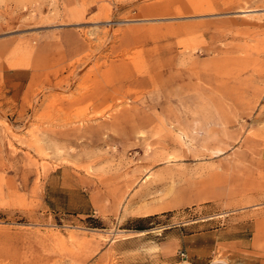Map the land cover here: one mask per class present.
I'll return each mask as SVG.
<instances>
[{
    "label": "rangeland",
    "instance_id": "obj_1",
    "mask_svg": "<svg viewBox=\"0 0 264 264\" xmlns=\"http://www.w3.org/2000/svg\"><path fill=\"white\" fill-rule=\"evenodd\" d=\"M198 256L264 264V0H0V264Z\"/></svg>",
    "mask_w": 264,
    "mask_h": 264
},
{
    "label": "crops",
    "instance_id": "obj_2",
    "mask_svg": "<svg viewBox=\"0 0 264 264\" xmlns=\"http://www.w3.org/2000/svg\"><path fill=\"white\" fill-rule=\"evenodd\" d=\"M171 264H213V262L198 256L197 259H182L181 261H173Z\"/></svg>",
    "mask_w": 264,
    "mask_h": 264
},
{
    "label": "trees",
    "instance_id": "obj_3",
    "mask_svg": "<svg viewBox=\"0 0 264 264\" xmlns=\"http://www.w3.org/2000/svg\"><path fill=\"white\" fill-rule=\"evenodd\" d=\"M140 220H142V218H138L136 221H140Z\"/></svg>",
    "mask_w": 264,
    "mask_h": 264
}]
</instances>
